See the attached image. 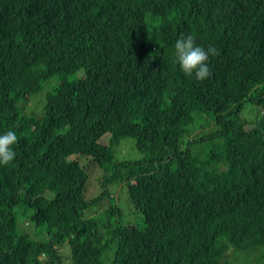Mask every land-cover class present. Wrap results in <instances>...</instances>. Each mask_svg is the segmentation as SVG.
<instances>
[{
	"label": "trees",
	"instance_id": "1",
	"mask_svg": "<svg viewBox=\"0 0 264 264\" xmlns=\"http://www.w3.org/2000/svg\"><path fill=\"white\" fill-rule=\"evenodd\" d=\"M187 34L219 50L204 81L175 62ZM197 118L222 139L204 159ZM8 130L0 264H264V0H0ZM124 137L141 159L115 158ZM121 184L141 228L119 221Z\"/></svg>",
	"mask_w": 264,
	"mask_h": 264
},
{
	"label": "rangeland",
	"instance_id": "2",
	"mask_svg": "<svg viewBox=\"0 0 264 264\" xmlns=\"http://www.w3.org/2000/svg\"><path fill=\"white\" fill-rule=\"evenodd\" d=\"M82 74L78 72L76 76H71L68 79L73 80L76 77H80ZM58 83V77L54 76L53 78L49 79L48 81H45L42 85V88L38 94H41L44 92H47L50 90L53 86H55ZM36 94V95H38ZM46 94V93H45ZM45 96V95H44ZM44 96L42 98V104L39 106L38 104L35 103L33 99H35V96L30 99L29 105L26 106L25 112L29 113V111L32 110V113H40L42 110V106L44 104ZM244 111H243V117H251L253 118L254 116H257V109L250 105L249 102L245 104L244 106ZM198 116V115H197ZM196 116V117H197ZM218 130V127L212 122L211 118L206 121L203 119L197 118L195 120V124L193 128L190 130L189 137H198V136H211ZM103 139L101 140L103 143H107L108 140V135L105 137H102ZM188 136H185V139H187ZM222 141L221 138L217 137L215 134L212 135L210 138L207 137L206 140H203L197 144L194 143L193 147L191 148V152L198 157L199 159H204L206 157L207 152L209 151L210 147L216 144L217 142ZM185 141L182 139V147H184ZM114 155L116 159L119 160H139L143 157V153H141L136 147H135V141L132 137H124L123 139L120 140L119 144L114 146ZM90 178H95L99 172L94 169L92 172L89 173ZM112 189V187H111ZM98 192V191H97ZM90 194H92L90 192ZM105 201V200H104ZM115 203L121 208V213L119 215V221L121 223L125 224H130V225H135L136 227H143L144 222H143V215L140 211L136 210L134 206L128 201L126 193H125V185L121 184V187L119 190L116 192L115 196ZM30 211H22L21 214H18L19 218V227L21 230H23V222L24 219L23 217H29ZM23 227V228H21ZM32 230H29L31 229ZM28 232H32L34 229H36L35 226H28L25 228ZM64 250H68L69 246L68 244H63ZM260 250H262L260 248ZM110 260H107L105 264H109Z\"/></svg>",
	"mask_w": 264,
	"mask_h": 264
},
{
	"label": "clouds",
	"instance_id": "3",
	"mask_svg": "<svg viewBox=\"0 0 264 264\" xmlns=\"http://www.w3.org/2000/svg\"><path fill=\"white\" fill-rule=\"evenodd\" d=\"M175 62L185 76H195V79L204 81L211 77L209 66L210 57L218 56L219 50L211 45L207 49L196 42L193 34L181 35L175 42ZM19 137L14 130H8L0 135V166H9L16 158L15 145Z\"/></svg>",
	"mask_w": 264,
	"mask_h": 264
}]
</instances>
